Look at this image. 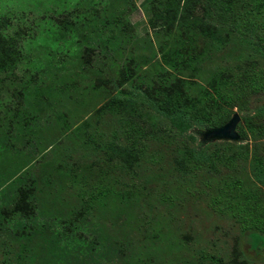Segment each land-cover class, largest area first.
<instances>
[{"label": "rangeland", "instance_id": "1", "mask_svg": "<svg viewBox=\"0 0 264 264\" xmlns=\"http://www.w3.org/2000/svg\"><path fill=\"white\" fill-rule=\"evenodd\" d=\"M262 181L264 0H0V264H264Z\"/></svg>", "mask_w": 264, "mask_h": 264}, {"label": "trees", "instance_id": "2", "mask_svg": "<svg viewBox=\"0 0 264 264\" xmlns=\"http://www.w3.org/2000/svg\"><path fill=\"white\" fill-rule=\"evenodd\" d=\"M116 98L118 99H123L124 101L130 102V103H140L143 104L149 108H151L155 113L158 115H161L165 118L169 119H178L181 121H186V122H199V116L197 113H191L184 111L181 106H178L176 104H171L169 106H162L154 101H152L149 97L146 95L139 93V94H132V93H126L122 91H117L116 92ZM192 157L196 162H199L202 159L200 156V153L197 150L192 151ZM261 188L264 190V181L261 183ZM259 226V231L264 233V221L263 224H257ZM260 238V237H259ZM261 239V238H260ZM262 240V239H261ZM254 241V239H253ZM256 244L262 245L261 241L258 239L256 241ZM251 243H253L251 241Z\"/></svg>", "mask_w": 264, "mask_h": 264}, {"label": "water", "instance_id": "3", "mask_svg": "<svg viewBox=\"0 0 264 264\" xmlns=\"http://www.w3.org/2000/svg\"><path fill=\"white\" fill-rule=\"evenodd\" d=\"M238 121L239 117L235 115L229 124L225 125L222 129L216 131L217 134L220 136L227 135L230 139H236L237 136L235 134V127Z\"/></svg>", "mask_w": 264, "mask_h": 264}]
</instances>
